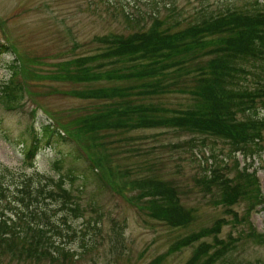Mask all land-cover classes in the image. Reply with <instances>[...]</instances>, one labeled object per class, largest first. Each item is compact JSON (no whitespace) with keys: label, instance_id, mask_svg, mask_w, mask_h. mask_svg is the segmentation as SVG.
Returning <instances> with one entry per match:
<instances>
[{"label":"trees","instance_id":"16d2710c","mask_svg":"<svg viewBox=\"0 0 264 264\" xmlns=\"http://www.w3.org/2000/svg\"><path fill=\"white\" fill-rule=\"evenodd\" d=\"M165 7L170 11L165 18L160 8L136 19L127 12L135 31L99 39L100 50L92 57L98 62L96 69L106 70L95 73L85 64L84 56L76 64L78 69L72 66L74 69L60 74L63 80L75 83L109 82L84 93V98L110 100L104 114L79 119L77 127L54 119L28 126L29 142H20L23 148L19 151L30 170L0 162L2 253L11 251L18 259L57 260L60 254L53 248L64 249L63 241L76 233L73 222L86 221L89 212L102 215L94 196L87 200L84 196L91 184L99 190L123 185L112 178V168L109 171L113 174L108 173L89 156L91 149L100 145L92 134L111 129L125 133L164 128L176 130L179 136L188 134L190 138L175 147H184L200 160L203 173L196 178V185L203 197L224 206L231 223L248 227L239 236L229 233L220 238L223 225L229 221L220 218L212 226L185 236L181 246L202 237L213 238L194 251L189 264H215L236 251L242 239L264 243V232L251 220L252 213L264 204V191L253 168L255 157L264 153V1L221 10L201 6L187 16L174 4ZM9 49L0 44V51ZM93 58L88 59L90 63ZM21 73L19 64L12 63L10 77L0 83V104L9 110L23 98ZM170 96L184 101L171 105ZM5 139L12 143L8 135ZM218 140L228 145L226 153L219 154ZM46 145L62 148L50 160L49 169L41 170L35 161ZM82 146L87 148L86 155ZM117 168L119 174L121 169ZM137 189L139 208L148 209L161 221L185 227L194 219L181 202L177 184L146 177ZM241 201L247 202L242 217L233 208Z\"/></svg>","mask_w":264,"mask_h":264},{"label":"rangeland","instance_id":"374dc122","mask_svg":"<svg viewBox=\"0 0 264 264\" xmlns=\"http://www.w3.org/2000/svg\"><path fill=\"white\" fill-rule=\"evenodd\" d=\"M254 3L255 0H0V44L10 47L8 51H0V83L8 80L10 65L17 62L25 88L23 98L15 108L9 110L0 104V162L30 170L19 151L23 148L20 142L25 139L29 142L28 126H41L43 121L54 119L77 127L79 119L85 121L105 113L111 105L109 99L84 98V93L107 86L109 82L75 83L63 80L60 74L74 67L78 69L76 64L84 56L85 64L95 73L97 69L99 72L106 70L96 69L98 62L92 56L100 50V38L128 35L136 30L125 15L127 12L136 19L160 8L165 18L170 14L165 4H174L183 16H187L193 15L201 6L221 10L231 5L248 7ZM90 58H93L91 63ZM168 98L171 105L184 101L180 96ZM175 131L147 128L124 133L111 129L92 134L100 144L89 153L93 163L103 170L106 168L108 173H112L109 171L112 168L115 171L112 178L118 184L123 182L122 186L104 190H99L95 184L88 187L85 200L94 196L102 215L89 212L87 220L91 223L81 219L74 221L76 233L63 241L64 249L53 248L60 254L57 260L34 261L26 256L18 259L11 251L2 253L0 250V264H189L194 251L203 242H213V238L206 236L181 246L180 241L192 232L212 226L220 218L229 220L223 225L220 238L228 237L229 233L239 236L247 231V226L231 223L232 217L224 206L212 204L209 198L203 197L196 185V178L203 173L202 164L184 147H175L190 138L186 133L179 136ZM6 135L12 143L5 139ZM216 142L219 154L228 151L225 142ZM59 147H43L35 166L41 170L49 169V162L58 156ZM81 148L86 155L87 148ZM238 158L241 160L242 156ZM117 167L121 169L119 174ZM253 168L257 169L264 191V153L255 157ZM142 177H156L177 184L181 202L194 219L185 227L171 226L154 217L148 209L139 208L140 190L137 187ZM113 179H110L112 184ZM233 208L242 217L247 202L241 201ZM251 220L259 232L264 231V204L253 212ZM257 261L264 264V243L242 239L236 251L215 264Z\"/></svg>","mask_w":264,"mask_h":264}]
</instances>
